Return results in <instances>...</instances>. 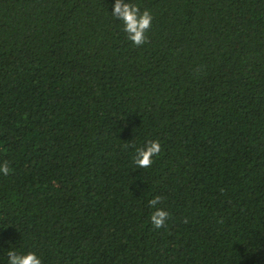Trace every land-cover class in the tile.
<instances>
[{"label":"trees","instance_id":"trees-1","mask_svg":"<svg viewBox=\"0 0 264 264\" xmlns=\"http://www.w3.org/2000/svg\"><path fill=\"white\" fill-rule=\"evenodd\" d=\"M115 2L0 0V264H264V0Z\"/></svg>","mask_w":264,"mask_h":264},{"label":"clouds","instance_id":"clouds-1","mask_svg":"<svg viewBox=\"0 0 264 264\" xmlns=\"http://www.w3.org/2000/svg\"><path fill=\"white\" fill-rule=\"evenodd\" d=\"M112 15L122 21L123 30L127 33L128 39L136 46H143L149 42L147 33L152 27L153 15L148 9L141 11L138 4L131 0L125 3L124 0H116ZM162 151V144L159 140H149L143 147L136 150L134 163L139 168H149L153 164V157L159 156ZM0 173L10 174L8 162L0 165ZM161 202V197L156 196L149 201V205L156 210L152 212L150 220L156 229L165 226L170 213L156 206ZM8 264H42L41 258L35 252L18 253L15 250L7 252Z\"/></svg>","mask_w":264,"mask_h":264}]
</instances>
